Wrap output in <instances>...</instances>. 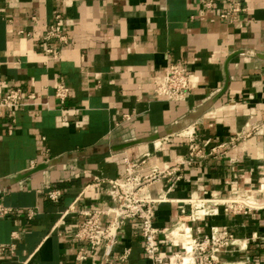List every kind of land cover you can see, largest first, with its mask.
<instances>
[{
    "label": "crops",
    "instance_id": "crops-1",
    "mask_svg": "<svg viewBox=\"0 0 264 264\" xmlns=\"http://www.w3.org/2000/svg\"><path fill=\"white\" fill-rule=\"evenodd\" d=\"M206 1L0 0V97L10 88L32 95L20 108H0V202L19 209L0 219V243L17 245L0 264H105L103 248L76 260L85 244L75 235L81 211L112 203L96 178H120L127 158L180 164L188 153L183 132L212 144L205 158L182 167L171 189L162 179L140 191L164 199L155 223L159 253L184 251L185 224L194 237L214 228L234 234L219 253L223 264H264V0H246L232 23L220 16L226 5ZM57 15L63 45L44 39ZM46 46H59L61 57ZM173 62L187 65L194 84L176 103L154 93ZM62 83L70 88L64 103L56 96ZM170 135V143L155 146ZM48 188L62 191L59 201L46 196ZM247 196V212L227 209V201ZM199 200L214 213L194 221ZM112 258L154 264L139 220L122 227Z\"/></svg>",
    "mask_w": 264,
    "mask_h": 264
},
{
    "label": "built area",
    "instance_id": "built-area-1",
    "mask_svg": "<svg viewBox=\"0 0 264 264\" xmlns=\"http://www.w3.org/2000/svg\"><path fill=\"white\" fill-rule=\"evenodd\" d=\"M226 5L225 10L220 13L222 19L228 22H234L240 13L246 11V0H207L206 5L209 8L217 4ZM57 38L60 45L68 42L66 34L63 31V20L57 15L56 22L47 31L45 40ZM59 45V46H60ZM57 46H46L45 51L53 59L61 57L62 49ZM154 93L156 96L172 103L179 102L189 97L194 88L193 74L183 62L170 63L165 73L156 79ZM70 93V88L65 84H60L56 90V96L64 103ZM27 95L22 88H10L6 94L0 97V108H6L9 111L27 105ZM179 136L188 137V153L185 159L177 165L162 168L156 163H148V157L143 156L137 160L126 159L123 175L116 179L96 178L98 185H104L112 203L107 206H98L84 209L81 211L84 219L80 223L75 235L77 239L85 244L77 249L76 260L80 262L87 261L98 250L104 249V263L115 264L113 259L114 247L119 242V232L122 227L130 220L140 221L141 235L144 239V251L151 258L154 264H174L176 261L181 264H223L219 253L232 246L235 236L227 231H220L214 228L212 233L204 237H194L190 228L183 224L181 235L188 240L187 245L182 253L189 256V262L185 263V257L181 261V253L165 257L159 253L158 234L160 230L155 226L159 204L164 199H145L140 196L143 187L162 179L170 182L171 189L182 167H191L199 160L205 158L208 153L206 148L212 144L209 139L200 142L194 133H178ZM250 135V132L237 134V138ZM235 139V138H234ZM172 141V135L156 139L155 146L161 147ZM215 147L212 148L215 151ZM47 156V155H46ZM179 174V175H178ZM175 179L173 182L172 180ZM46 196L52 201H59L62 191L60 189L48 188ZM206 201H195L191 213L192 220L202 219L207 215H212L214 211L206 210ZM228 210L247 212L252 207L250 197H239L226 202ZM264 208V205L262 206ZM19 211L14 207L0 202V219L12 216ZM29 219H33L36 211L33 207L25 210ZM104 216H107L105 225H102ZM14 238H19L17 232L13 233ZM191 246V249H189ZM17 245L15 242L0 243V260L7 253L15 254ZM130 249H127L119 261L124 263L129 256ZM117 259V260H118Z\"/></svg>",
    "mask_w": 264,
    "mask_h": 264
},
{
    "label": "rangeland",
    "instance_id": "rangeland-1",
    "mask_svg": "<svg viewBox=\"0 0 264 264\" xmlns=\"http://www.w3.org/2000/svg\"><path fill=\"white\" fill-rule=\"evenodd\" d=\"M181 232V231H180ZM187 255L186 254H184V253H181V261H182V258H184V257H186ZM188 256H190V255H188ZM174 264H181L180 262H178V261H176Z\"/></svg>",
    "mask_w": 264,
    "mask_h": 264
},
{
    "label": "bare ground",
    "instance_id": "bare-ground-1",
    "mask_svg": "<svg viewBox=\"0 0 264 264\" xmlns=\"http://www.w3.org/2000/svg\"><path fill=\"white\" fill-rule=\"evenodd\" d=\"M189 249H191V246H189ZM189 262V256L187 255L186 257H185V263H188Z\"/></svg>",
    "mask_w": 264,
    "mask_h": 264
}]
</instances>
